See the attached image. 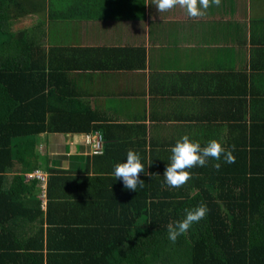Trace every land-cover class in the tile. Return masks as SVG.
<instances>
[{
    "label": "crops",
    "instance_id": "obj_1",
    "mask_svg": "<svg viewBox=\"0 0 264 264\" xmlns=\"http://www.w3.org/2000/svg\"><path fill=\"white\" fill-rule=\"evenodd\" d=\"M10 10L14 31L27 32L26 39L46 57L44 89L53 94L49 102L54 106L45 119H57L60 129L98 128L39 134L38 170L46 175V186L28 177L33 172L23 184H35L36 190L17 186L15 193L0 192L5 208L0 216L11 220L10 230L17 228L23 241L43 233L38 243L49 242L54 231L46 223L49 215L69 217L73 230H82L76 218L82 201L95 213L109 200L114 210L125 209L119 195L126 199L131 190L112 171L126 162L129 150L139 153L147 169L139 195L154 199V184L162 185L157 194L168 193L163 174L171 148L183 135L202 147L211 139L231 146L241 134L247 140L264 136V0H221L198 18L179 6L159 13L153 0H16ZM96 132L103 137L101 156L85 145V136ZM6 167L12 170L5 181L9 189L13 179L17 184L21 166ZM49 168L79 173L84 186L58 198L50 189ZM234 193L237 198L240 188L219 194L215 179L196 174L170 196L192 206L193 200L206 203ZM37 211L43 213L40 226H29L36 224L30 215ZM127 227L126 222L94 223L83 231L92 233L88 247L93 249L95 233L105 240Z\"/></svg>",
    "mask_w": 264,
    "mask_h": 264
},
{
    "label": "trees",
    "instance_id": "obj_2",
    "mask_svg": "<svg viewBox=\"0 0 264 264\" xmlns=\"http://www.w3.org/2000/svg\"><path fill=\"white\" fill-rule=\"evenodd\" d=\"M15 1L0 0V192L4 194L17 192V186L36 190L35 184L27 187L23 180L38 170L35 141L39 134L98 129L95 126L60 129L56 127L57 119H45L46 112L54 106L49 102L53 94L45 93L44 89L46 57L32 39H26L27 32L14 31V12L9 11V5ZM263 139L262 135H254L247 140V135L241 134L233 145L224 146L232 150L233 163H226L221 156L218 161L209 158L205 166L189 170L192 175L203 174L204 180L215 179L219 194L231 188H240V193L237 198L234 193L221 199H204L209 209L206 217L194 223L175 243L167 238L168 225L182 220L186 210L201 202L193 200L191 206L185 198L173 199L170 192L176 188L169 186L168 193L157 194V187L162 185L154 184V199L139 195L144 186L129 192L126 199L119 195L120 202L127 203L121 211L114 210L111 200L107 201L112 195L97 213L88 210L82 201L76 217L82 230H73L74 223L67 221L74 220L69 217L49 215L46 223L54 229L49 242L38 243L43 240V233L23 241L17 228L16 232L10 230L11 220L0 216V264H264ZM25 141L31 146L29 152H25ZM13 162L21 166V174L17 184L14 177V185L6 189V176L12 171L6 165ZM49 169L50 189L57 191L58 198L75 195L84 186L85 180L79 173ZM146 173L145 168L140 176L147 178ZM187 185L188 182L180 189ZM2 210L3 206L0 214ZM12 211L20 212L18 208ZM30 216L36 224L29 226L39 227L43 213L32 212ZM122 222L128 224L126 231L108 233L110 237L105 240L95 233L94 248L88 247L92 233L83 231L85 226Z\"/></svg>",
    "mask_w": 264,
    "mask_h": 264
},
{
    "label": "clouds",
    "instance_id": "obj_3",
    "mask_svg": "<svg viewBox=\"0 0 264 264\" xmlns=\"http://www.w3.org/2000/svg\"><path fill=\"white\" fill-rule=\"evenodd\" d=\"M153 4L159 13L179 6L186 10L189 17L198 18L205 16L207 10L213 5L219 7L221 0H153ZM171 153V163L167 165L163 176L166 184L172 188H180L187 183L192 178L189 170L196 166H205L209 158L218 161L223 156L226 163L234 162L232 150L225 148L221 140L211 139L206 146L202 147L198 140H192L187 134L177 140L175 146L171 148ZM215 167L219 169L220 165L216 164ZM142 172H145V166L141 162V156L133 150L127 152L126 162L118 163L114 168L116 179H121L126 189L135 192L138 186L142 188L145 184L140 179ZM208 211L207 204L204 202L186 210L182 220L168 225L169 241L175 243L178 237L186 233L194 223L204 219Z\"/></svg>",
    "mask_w": 264,
    "mask_h": 264
},
{
    "label": "built area",
    "instance_id": "obj_4",
    "mask_svg": "<svg viewBox=\"0 0 264 264\" xmlns=\"http://www.w3.org/2000/svg\"><path fill=\"white\" fill-rule=\"evenodd\" d=\"M85 145L92 149L93 156H101L103 154V137L99 132L94 134H88L85 136ZM29 178L38 180L43 186H46V175L37 170L33 175H29ZM41 198L46 200L45 191L41 194Z\"/></svg>",
    "mask_w": 264,
    "mask_h": 264
}]
</instances>
